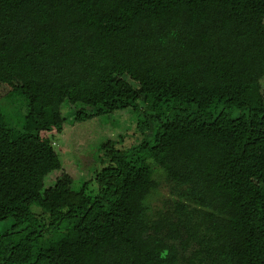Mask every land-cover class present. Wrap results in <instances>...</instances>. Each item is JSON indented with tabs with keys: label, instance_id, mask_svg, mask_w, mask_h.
Segmentation results:
<instances>
[{
	"label": "trees",
	"instance_id": "1",
	"mask_svg": "<svg viewBox=\"0 0 264 264\" xmlns=\"http://www.w3.org/2000/svg\"><path fill=\"white\" fill-rule=\"evenodd\" d=\"M82 2L104 40L69 0H0V135L131 109L143 138L68 194L0 176V264H264V0Z\"/></svg>",
	"mask_w": 264,
	"mask_h": 264
},
{
	"label": "rangeland",
	"instance_id": "2",
	"mask_svg": "<svg viewBox=\"0 0 264 264\" xmlns=\"http://www.w3.org/2000/svg\"><path fill=\"white\" fill-rule=\"evenodd\" d=\"M69 5L74 15L84 21L86 29L101 40L107 37L105 31L95 28L85 18L82 0H69ZM18 84L17 79L1 71L0 98H7L8 102L17 101L18 104L21 99L15 96L14 91ZM262 94L264 96V83ZM87 108L92 110L90 106ZM139 117H143L141 111L126 109L115 114L113 122L106 121V118H82L74 124L65 123L61 131H43L37 137L25 135L19 143H12L10 135L3 132L0 135V176L10 179L43 173L47 185H55L61 193L68 194L66 188H70L72 183L80 186L91 181L92 172L99 165L97 156L104 154L97 144L111 139L115 140L118 148L125 149L142 140L143 135L138 129ZM169 191L163 183L160 194L164 195L163 199L168 197ZM171 205L174 207L175 203ZM36 212L41 214L42 210L37 208ZM11 225V220L0 221V234Z\"/></svg>",
	"mask_w": 264,
	"mask_h": 264
}]
</instances>
